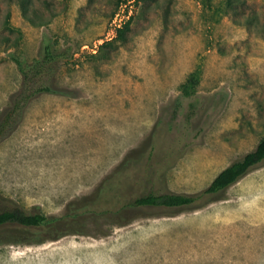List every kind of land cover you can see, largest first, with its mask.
Listing matches in <instances>:
<instances>
[{
  "label": "rangeland",
  "instance_id": "rangeland-1",
  "mask_svg": "<svg viewBox=\"0 0 264 264\" xmlns=\"http://www.w3.org/2000/svg\"><path fill=\"white\" fill-rule=\"evenodd\" d=\"M1 7L0 116L22 83L10 53L38 58L48 35L73 59L57 76L66 94L33 99L0 139V212L81 214L46 237L3 229L0 264H264V163L204 193L264 137V0H246L238 16L227 0H35L44 25L16 2ZM8 13L21 31L9 52ZM253 13L261 24L249 27ZM129 20L125 43L93 57ZM198 68L196 93L174 118ZM152 191L202 196L120 208Z\"/></svg>",
  "mask_w": 264,
  "mask_h": 264
},
{
  "label": "trees",
  "instance_id": "trees-1",
  "mask_svg": "<svg viewBox=\"0 0 264 264\" xmlns=\"http://www.w3.org/2000/svg\"><path fill=\"white\" fill-rule=\"evenodd\" d=\"M0 0V13L2 11ZM8 2H16L22 7L24 17H26L30 22L35 25H44L49 21L43 20L37 23L35 21V16H38V11L32 9L35 0H7ZM141 1V0H138ZM202 2L204 0H201ZM207 1V0H206ZM209 2L211 0H208ZM246 0H227V10L229 14L238 16L240 13L241 5H245ZM205 4V2H204ZM10 13L7 14L5 21V29L8 32L2 40L7 46L5 50L9 52L12 47L18 45V41H13V35L20 36V29L16 28L10 23ZM239 20V19H236ZM239 22V21H238ZM240 24V23H238ZM242 24V23H241ZM261 21L257 13L250 15L246 21L245 25L252 27L255 25H260ZM131 30V21H127L121 28L118 29L117 37L102 43L96 53H92L93 57H100L104 49L110 48L112 50L118 49L119 46L125 43L127 39V34ZM59 41L56 38L46 35L44 37L40 56L31 61L21 58L14 53H10L11 59L17 64V67L22 75L21 87L17 92L11 96V103L4 113L0 116V139L8 136L12 133L18 125L21 123L24 113L33 99L42 94H58L65 95L66 91L58 85L57 76L60 71V65L62 61H68L73 59V54H71L70 49L61 50L59 47ZM103 55V54H102ZM105 58L110 55H103ZM201 70L198 68L191 72L187 80L181 85V97L177 99L175 104V116L181 106L183 105L184 98H191L196 93V88L200 83ZM197 103H189V115L188 120L193 119L197 113ZM264 163V137L260 140L259 144L255 150L247 153L241 160H238L222 170L212 181L210 186L204 191V193L212 194L218 193L225 190L235 182H237L241 177H243L251 169ZM131 176L127 175L123 182L129 184V179ZM101 189V188H100ZM99 194H97L98 196ZM202 195L191 196L185 194H175V193H165L158 194L155 192H150L143 196L136 197L133 201H128L126 198H121L119 204L120 208L123 210L124 207H146V206H165V207H178L182 205H190L197 201ZM86 207V206H85ZM80 210H82L80 208ZM86 212L94 213L95 209H90V211H84L82 215ZM81 213L77 208L70 207V213L67 214L66 218H54L48 217L41 213H28L20 208H13L11 210H5L0 212V231L3 229H16L21 231H26L28 233L34 234L35 236L43 234L45 237L50 234H54L59 229H61L69 219L76 220ZM68 217V218H67Z\"/></svg>",
  "mask_w": 264,
  "mask_h": 264
},
{
  "label": "flooded vegetation",
  "instance_id": "flooded-vegetation-1",
  "mask_svg": "<svg viewBox=\"0 0 264 264\" xmlns=\"http://www.w3.org/2000/svg\"><path fill=\"white\" fill-rule=\"evenodd\" d=\"M191 205V204H190ZM182 206H188V205H182ZM179 207V206H178Z\"/></svg>",
  "mask_w": 264,
  "mask_h": 264
}]
</instances>
